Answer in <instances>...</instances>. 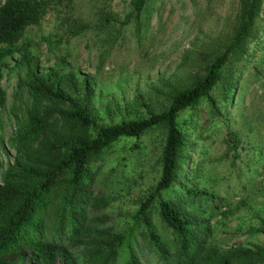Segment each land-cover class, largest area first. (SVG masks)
<instances>
[{
    "label": "trees",
    "instance_id": "trees-1",
    "mask_svg": "<svg viewBox=\"0 0 264 264\" xmlns=\"http://www.w3.org/2000/svg\"><path fill=\"white\" fill-rule=\"evenodd\" d=\"M51 3L0 1V79L3 61L15 56L9 71L16 75L14 99L20 106L7 138L14 153L0 170V264L263 263L264 245H224L215 236V223L241 206L230 210L201 183L207 157L191 167L189 139L202 102L217 123L242 97L238 63L245 66L252 60L259 74L255 53L264 51V24L258 23L260 17L264 20L263 0H237L223 50L207 62L202 75L173 89L165 107L107 123L100 121L87 78L62 67L41 68L28 43L18 42ZM130 3L137 16L149 2ZM47 44L51 50V41ZM217 87L216 99L212 92ZM4 102L0 89V107ZM103 111L109 114L108 108ZM154 129L162 132L157 179L138 196L123 222L110 219L105 208L113 194L95 188L100 163L117 141L133 138L131 148H139V136ZM225 143L234 161L238 133L226 131ZM131 181L122 177L121 184ZM252 213L259 223L246 229L247 236L264 228V201Z\"/></svg>",
    "mask_w": 264,
    "mask_h": 264
},
{
    "label": "rangeland",
    "instance_id": "rangeland-1",
    "mask_svg": "<svg viewBox=\"0 0 264 264\" xmlns=\"http://www.w3.org/2000/svg\"><path fill=\"white\" fill-rule=\"evenodd\" d=\"M147 1L148 7L136 16L131 0H52L46 14L27 26L18 42L28 43L41 68L62 67L87 78L101 122L145 115L147 109L165 107L173 89L202 75L207 62L227 44L237 12V0ZM258 23L263 25V18ZM262 50L255 53L258 75L252 60L245 66L237 64L243 95L227 108L225 120L213 122L202 102L193 117L195 131L189 137L190 166L207 157L199 173L201 183L229 204L230 210L236 204L241 206L215 223V236L224 245H264V228L252 236L245 233L249 226L258 225L252 212L264 201ZM14 58H6L1 66L0 89L5 91V102L0 107V170L12 159L14 152L7 138L20 114L14 99L16 75L9 71ZM218 94L217 87L212 95L217 99ZM103 107L109 109L108 115ZM229 129L239 136L234 161V152L227 151L225 143ZM161 139L162 132L154 129L139 136V148H131L133 138L117 141L100 163L95 188L113 194L105 208L110 219L123 222L138 196L157 179ZM122 177L132 181L125 186Z\"/></svg>",
    "mask_w": 264,
    "mask_h": 264
}]
</instances>
